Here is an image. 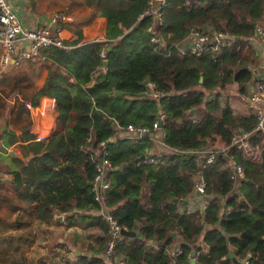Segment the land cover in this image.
Wrapping results in <instances>:
<instances>
[{
	"label": "trees",
	"instance_id": "obj_1",
	"mask_svg": "<svg viewBox=\"0 0 264 264\" xmlns=\"http://www.w3.org/2000/svg\"><path fill=\"white\" fill-rule=\"evenodd\" d=\"M148 1L81 0L105 20L108 44L81 42L75 31L73 41H63L65 49H43L35 60L0 77V86L9 88L8 93L0 89V117L8 110L7 119L12 115L14 124L27 120L23 102L35 107L47 97L55 104L54 128L44 143L32 142L27 122L19 129V142L25 143L18 146L20 154L32 158L25 166L13 160L21 167L12 172L17 201L26 203L36 219L49 222L56 209L72 213L70 220L78 219L79 226L95 227L102 254L108 226L91 184L103 143L111 166L106 174L110 187L101 192L104 208L119 227L136 234L114 245L125 264H188L192 251L198 253L196 264H232L229 254L236 262L264 264V145L259 137L249 140L260 150L258 161L228 147L236 131H251L255 121L252 115L232 114L218 94L234 84L236 94L246 96L258 63L250 41L264 17V0H166L154 29L157 43L144 32L150 19L140 18ZM204 27L238 40L215 56L179 50L191 32L202 33ZM43 70L45 79L37 89ZM14 93L21 98L15 97V105L5 104ZM155 93L160 97L153 99ZM158 116L165 152L154 157V165H136L151 147L147 137L108 143L116 132L127 133L128 125L154 134L151 124ZM7 119L0 124L4 148L16 138ZM215 139L226 154H216L212 164L182 154L208 150ZM228 158L241 167V177L233 175ZM194 176L204 183L203 210L179 211L194 191ZM27 245L16 236L0 237V264H24ZM175 245L179 254L172 256ZM39 263L47 264L43 259ZM80 264L107 263L84 257Z\"/></svg>",
	"mask_w": 264,
	"mask_h": 264
},
{
	"label": "crops",
	"instance_id": "obj_2",
	"mask_svg": "<svg viewBox=\"0 0 264 264\" xmlns=\"http://www.w3.org/2000/svg\"><path fill=\"white\" fill-rule=\"evenodd\" d=\"M9 2L19 23L28 29H34L37 26L47 24L52 17L51 14H53L51 11L57 9L58 11L56 14L60 13L59 15L64 17V20L59 23L61 27L59 36L62 41H73L76 38L73 34L75 31L81 33V42L101 40L104 37L105 20L96 17L91 9L83 5L81 0H73L74 5L69 3L66 4L65 1L59 2L58 0H54V2H51L49 5L47 2L45 5V0H9ZM62 4H64V6ZM52 5L55 6L53 7ZM255 26L264 27V17L260 22L255 24ZM250 42L258 63L252 71V81L246 87V96L235 95L243 101H238L235 99V96L228 92L227 89L232 85L235 87L234 84L228 86L224 91L218 92L220 99L227 101L234 115H249L250 106L248 104V98L252 93V85L256 78H262L264 76V41L257 38L253 31V40ZM191 44L192 38L190 33V35L178 45V48L181 51H185ZM11 70L12 68H0V77L6 75ZM45 75L46 70H43L39 79L34 84L35 88L38 89L42 86ZM11 96L15 99V97H19V94L14 93ZM231 96L235 98L229 99ZM10 104L11 102H9L8 105ZM25 111L27 114V124L29 126L28 132L33 137L32 142L44 143L50 137L54 128L56 113L53 99L47 97L39 98L35 107H31V110ZM21 127L13 130L16 138L14 139L15 142L12 144H10V142H5L7 146L4 148L0 140V158H7L8 160V163H0V170L6 175V178L0 181V230L2 231L0 237L6 238L7 236H16L20 242L28 244L22 249L24 264H40V259H43L47 264H80V259L84 257L86 259L96 257L103 258L100 252L101 247L99 242L101 235H98L99 233L95 227H87L84 224L79 226L78 219H76V221L70 220L72 213H58L56 209H54L56 212L53 213L51 220L45 222L36 219L30 213V207L26 203L17 201L16 194L13 191L15 179L12 172L14 170L19 171L21 167L17 166L13 160H19L21 165L25 166L32 158L30 153L26 156H21L20 154L18 146L25 144L20 143L18 139L19 129ZM8 129L12 130L10 128ZM153 133L154 134H151L150 138L147 137L151 142V147L146 151V155L154 158L155 156L164 155L165 149L160 142V129ZM126 136H130V134L116 132L113 139H110L108 143H113L116 139ZM36 137H44V139L37 141L35 140ZM219 146H222L221 142L215 139L211 148L218 149ZM20 176H22L21 173ZM196 180L197 178L194 176L193 183H195ZM193 194L194 191L188 198L183 200L185 201L184 204L180 203L181 205L178 206L179 211L188 210L190 212H202L204 207L203 199L201 196L193 197ZM83 213L86 214L87 212ZM71 222L72 224H67ZM147 245L153 246L150 242L147 243ZM201 246H199V248H201ZM176 247L177 245L171 247V251H174Z\"/></svg>",
	"mask_w": 264,
	"mask_h": 264
},
{
	"label": "built area",
	"instance_id": "obj_3",
	"mask_svg": "<svg viewBox=\"0 0 264 264\" xmlns=\"http://www.w3.org/2000/svg\"><path fill=\"white\" fill-rule=\"evenodd\" d=\"M166 0H149L148 10L143 13L142 17H148L150 24L145 28L144 32L149 34V41L151 43H157V37L155 36L154 29L161 23V9L164 6ZM64 20V17L59 14H55L51 17L47 24L37 26L34 29H28L19 23V20L13 13L9 0H0V68H17L22 63L27 61H33L38 58L39 53L46 48L54 47L59 49H65L59 33L61 27L57 23ZM254 35L264 41V27L254 26ZM206 27L203 28V32H191L192 44L186 48L185 51H189L195 56H200L204 52L210 51L215 56L219 51V48L225 44H229L227 36L216 34L211 32ZM94 43L108 44L110 41L102 38L101 40L91 41ZM211 42L214 45L211 46ZM264 55V51H263ZM99 58L103 59V52L99 53ZM264 75V74H263ZM262 81L254 80L252 85V93L248 98V104L250 106L249 115L254 118L253 129L249 132L236 131L230 138L228 147L234 149L238 153H250L254 161H258L260 158V150L258 147L252 148L249 140L253 137H259L260 142L264 145V76ZM150 86V85H148ZM160 95L152 94L153 99L159 98ZM19 101V100H18ZM14 99H11V104ZM22 106L25 110H31V106L27 102H23ZM162 116L151 124V130L157 131L160 127ZM127 133L130 136H134L136 139L146 138L148 130L145 128H134L131 125L126 127ZM44 137H36L35 140L41 141ZM191 157H196L199 160H203L206 164H212L214 156L221 154L225 157L226 147L223 145L218 149H208L203 151H189L182 153ZM107 152L104 144H100V152L98 162L94 167V175L91 184V191L94 193V201L99 205V214L103 218L104 222L108 226V236L105 241L102 256L107 264H125V260L115 255L114 245L121 238L120 231H126L124 227H119L116 222L111 218L109 213L104 208L103 197L101 192L110 187L109 179L106 174L110 170L111 166L106 160ZM256 158V159H255ZM155 159L148 155L144 156L136 165H154ZM229 167L235 177H241L242 169L237 165L232 158H228ZM6 175L0 170V181H3ZM197 180L194 183V192H198L201 196L204 191V183L199 176H196ZM170 254L175 256L179 254L178 249H174ZM198 253L192 251L188 257V263L194 262L196 264V258Z\"/></svg>",
	"mask_w": 264,
	"mask_h": 264
},
{
	"label": "rangeland",
	"instance_id": "obj_4",
	"mask_svg": "<svg viewBox=\"0 0 264 264\" xmlns=\"http://www.w3.org/2000/svg\"><path fill=\"white\" fill-rule=\"evenodd\" d=\"M59 2H61V1H65L66 2V4L67 3H69V4H72V5H74L73 4V0H58ZM46 2H47V4L49 5L51 2H54V0H45V5H46ZM16 4V3H15ZM63 6H64V4H62ZM53 7L55 6V5H52ZM63 6H61V7H63ZM50 8H51V6H50ZM57 9L56 10H53V11H51V12H53V14H51V16H54L56 13H57ZM58 14H60V13H58ZM63 14V13H62ZM51 19V18H50ZM93 39V38H92ZM255 67H256V64L254 65V69H255ZM253 69V70H254ZM252 70V71H253ZM262 79L263 78H256L255 80H258V81H262ZM0 89H2V91H5V93H8L9 92V88L8 87H3V86H1V88ZM228 92L230 93V94H232L233 96H235L236 95V93H235V87L232 85V86H230L228 89ZM21 91H24V90H21ZM25 91L28 93V94H26V95H30V93H31V89H25ZM233 96H231V97H229V99L230 98H235V97H233ZM14 97H12V96H10V97H8V98H5L4 99V103L6 104V103H9V102H11V99H13ZM18 98H21V96L19 95V97ZM235 99H237L238 101H243L242 99H240V98H238V97H236ZM12 104H14L15 105V101L12 103ZM11 104V105H12ZM8 109V108H7ZM7 117H8V110L7 111H5L4 113H3V115L0 117V119L2 118V120L0 121V124H2L3 122V120L6 118L7 119ZM6 121V120H5ZM13 121H15L14 120V118H13V116L11 115L10 116V119L8 120L7 119V125H8V127L10 128V129H12V130H16V129H18L19 127H21V126H23L24 125V122H25V124H26V122H27V120H23L24 122H22V123H17V124H14V122ZM217 145H219V144H217ZM220 147V146H219ZM216 148H218V147H216ZM247 154H249L250 155V153H247ZM256 159V158H255ZM0 163H8V160H7V158H0ZM0 215H1V204H0ZM0 225H1V222H0ZM1 230H0V234H1Z\"/></svg>",
	"mask_w": 264,
	"mask_h": 264
},
{
	"label": "water",
	"instance_id": "obj_5",
	"mask_svg": "<svg viewBox=\"0 0 264 264\" xmlns=\"http://www.w3.org/2000/svg\"><path fill=\"white\" fill-rule=\"evenodd\" d=\"M227 40L228 41H236V40H238L237 38H232V37H228L227 38ZM214 45V42H211V46H213ZM106 61H104V60H102V62H101V66H102V68L103 69H105L106 68ZM201 81V79H199V82ZM145 81L142 83V86H145ZM115 96H119V94H114ZM148 138H150L151 137V135H148L147 136ZM143 157H140V160L142 159ZM198 196H201L198 192H194V194H193V197H198ZM171 202L174 204V205H176L177 203H178V200L177 199H173V200H171ZM182 204H184L185 203V201H183V202H181ZM120 235H121V237H125V238H134L135 237V234L134 233H131V232H126V231H120ZM264 238V237H263ZM228 258L231 260V263L232 264H243V263H241V262H236L235 260H234V258L232 257V255L231 254H229L228 255ZM188 264H195L194 262H189Z\"/></svg>",
	"mask_w": 264,
	"mask_h": 264
}]
</instances>
